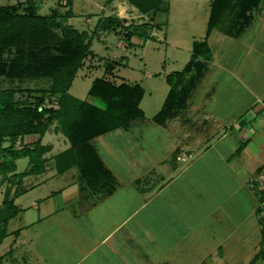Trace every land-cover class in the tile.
I'll use <instances>...</instances> for the list:
<instances>
[{"label": "crops", "instance_id": "crops-1", "mask_svg": "<svg viewBox=\"0 0 264 264\" xmlns=\"http://www.w3.org/2000/svg\"><path fill=\"white\" fill-rule=\"evenodd\" d=\"M234 14L206 34L209 58L193 59L192 43L184 65L162 74L164 101L172 87L166 75L174 73L179 85L165 117L164 102L146 117L141 85L143 115L83 143L79 164L62 173L53 157L69 139L54 130L53 145L43 136L42 144L59 151L45 156L38 174H71L31 204L16 202L47 179L18 187L14 202L25 220L15 216L22 221L16 230L27 246L14 264H214L211 255L223 259L232 250L264 264L259 196L251 186L264 166V4L246 24H234Z\"/></svg>", "mask_w": 264, "mask_h": 264}, {"label": "trees", "instance_id": "trees-1", "mask_svg": "<svg viewBox=\"0 0 264 264\" xmlns=\"http://www.w3.org/2000/svg\"><path fill=\"white\" fill-rule=\"evenodd\" d=\"M24 1L23 7L21 4L0 5V76L6 75L10 80L38 82L34 87H25V99L16 96L17 90L21 88L0 87V146L3 147L0 150V177L2 183L9 181L0 204V244L8 234L9 220L21 211L14 202V196L20 192L19 186L15 189L12 186L24 175L44 169L45 159L42 155L49 145L42 144V138L52 125L56 132L63 133L70 141L68 148L53 157L57 172L62 173L79 164V148L83 143L107 130L125 126L143 115L140 101L144 88L141 84L127 80L118 82L117 77H113L119 66L127 65L122 63L125 56L109 58L105 68L108 73L92 81L88 95L101 102L102 107L88 98L81 99L73 95L70 88L78 71L84 66L85 59L95 54L92 34L60 20L64 14L71 15L70 8L65 13L57 7L42 13L39 10L41 0ZM128 1L142 13L155 14L168 9L165 0ZM67 3L71 4V0H67ZM261 4H264V0H212L207 34L227 11L235 12L234 24L237 21L246 24L253 9ZM155 27H159V24L152 21L123 24L115 13L99 19L96 24V29L122 34L129 45H133V36L144 40L154 37L151 29ZM10 50H14V57L5 56ZM199 56H211L206 38L193 41V59ZM166 79L172 87L163 103L161 118L172 109L175 101L172 97L179 90V85L174 82V73L167 74ZM54 98L57 99V107L52 105ZM27 134L38 137L16 148L15 141L18 138L22 141ZM6 141L10 145L3 146ZM242 147L241 144L238 150ZM25 156L29 158V167L22 172H15L16 159ZM259 216L264 239V215L260 214V209ZM14 232L18 234L19 230Z\"/></svg>", "mask_w": 264, "mask_h": 264}, {"label": "rangeland", "instance_id": "rangeland-1", "mask_svg": "<svg viewBox=\"0 0 264 264\" xmlns=\"http://www.w3.org/2000/svg\"><path fill=\"white\" fill-rule=\"evenodd\" d=\"M165 2L168 5V9L154 14L152 12H140L128 0H71V4H68L67 0H41L40 12L47 13L52 8L57 7L62 13H65L70 8L72 10L71 15L64 14L60 17V20L81 30H87L92 34V49L95 51V54L85 59L84 66L78 71L70 92L77 97L87 98L93 79L102 76L104 73H108L105 71L108 59L125 56L122 63H127V65L119 66L115 70L116 76L113 77H117V81L125 78L141 83L145 88V95L141 106L145 110L146 117L151 120V116L164 102L168 89V84L162 77V74L173 68H181L189 58L193 40L205 39L212 8V0H165ZM23 3H25L24 0H0V5L21 4V7H23ZM112 13L117 14L121 22L126 25L152 21L153 23H158L159 27L151 29V34H154V37L144 40L142 37L133 36L131 38L133 45H129L122 34L102 30L101 28L96 29L98 20ZM227 13L229 14V11ZM228 14L222 16L217 23L218 26L225 25V18L229 16ZM13 54L14 50H10L5 53V56L14 57ZM146 72L150 74H145ZM157 72L161 73L156 74ZM37 83L35 80H10L6 75L0 76V87L22 89L17 90L16 93V96L21 99L27 98L25 87H34ZM88 99L100 107L103 106L101 102L91 97ZM52 105L58 106L56 98L53 99ZM53 126L46 132L45 136L47 137H45V140L51 141L53 145H57L54 142V138L58 137L53 132ZM36 138V136H26L22 141L18 138L15 141V147L20 148L25 143L27 144V142L33 141ZM8 145H10L9 141L3 143V146ZM114 146L116 145H110L112 151L116 149ZM2 148L0 146V150ZM57 151H59V148L49 149L42 155V158H46L45 156L50 157ZM52 162H49L48 165L50 166ZM27 163L28 158L23 157L17 160L19 172L26 167ZM48 173V171L44 174L33 173L29 177H26L23 182L19 183L18 186L22 189L28 182L37 183V181L43 178L47 179L45 183H41L34 189H30L28 192L22 194L16 203L23 205L31 204L33 198L47 194L50 188L56 189V187L64 185L66 180H69L71 174L70 171H67L63 175L47 177L49 176ZM1 180L2 178L0 177V204H2L4 191L9 186V181L5 180L2 183ZM12 189H14V186H12ZM20 215L22 216V220H25L24 214L20 213ZM20 215L10 219L8 222V234L0 244V255L3 254L0 264H14V257L18 262L21 263L22 261L21 253L27 246L26 235L21 234L19 236L12 232L22 225ZM12 248L14 249L13 256ZM235 255L238 257L234 258ZM245 256V253H234L232 250L223 259H219L216 254H213L209 258V261L214 262V264L226 262L249 264V259Z\"/></svg>", "mask_w": 264, "mask_h": 264}, {"label": "built area", "instance_id": "built-area-1", "mask_svg": "<svg viewBox=\"0 0 264 264\" xmlns=\"http://www.w3.org/2000/svg\"><path fill=\"white\" fill-rule=\"evenodd\" d=\"M251 186L259 196V209L264 215V166L251 178Z\"/></svg>", "mask_w": 264, "mask_h": 264}]
</instances>
